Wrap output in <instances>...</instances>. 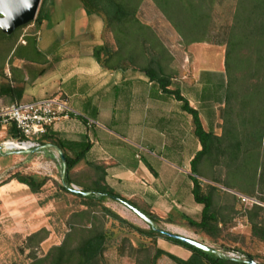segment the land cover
Listing matches in <instances>:
<instances>
[{
    "label": "rangeland",
    "instance_id": "1",
    "mask_svg": "<svg viewBox=\"0 0 264 264\" xmlns=\"http://www.w3.org/2000/svg\"><path fill=\"white\" fill-rule=\"evenodd\" d=\"M127 1L130 2L129 11L134 13L132 22L135 19L148 28L144 30L145 38L141 39L142 43L137 50L141 52V46H148L150 49L154 47V52L162 55L165 71L173 77L174 89L177 84L182 88L184 83L194 89L200 87L202 71L225 73V46L209 43L186 45L157 0ZM233 5L232 0H222L215 10V20L220 23L230 20ZM117 25V22L107 24L104 38L115 50L122 47V43L128 45L124 47V56L122 55L124 62L128 56L127 52L135 49L136 44L132 43L133 39L131 41L124 36ZM46 29L45 26L42 31ZM36 30L37 27L31 25L7 38L0 33V76L9 70V64L12 62L9 56L17 39H26ZM214 108V121L210 125L212 124L215 133L221 136L224 127L221 118L223 107L216 104ZM8 139V133L0 130V146ZM243 151L247 152L245 149ZM258 152V149L249 152L251 156L248 160L254 168L259 165ZM155 153L165 158L158 150ZM227 163L225 155L224 158L214 155L211 159H205L200 169L202 177H199V180L204 191L207 192L208 186L217 188L214 191V201L222 231L214 240L190 227L183 218V215L198 218V209L202 207L196 206L195 203L186 204L180 210L165 216H158L144 205L136 204L157 218L155 226L158 229L186 235L214 247L221 254L235 252L240 256L244 255V260H248L247 256L251 255L257 263L264 264V241L252 233L253 222L260 223L264 228V211H254L250 214L253 208L243 205L232 196L238 194L255 197L264 203V185L260 182L259 172L255 179L245 176L233 179L229 176ZM64 173L65 167L60 153L55 148L23 154L17 151L0 154V186L8 185L0 195V264H32L48 257L55 247L66 245L68 249L76 248L91 232H105L109 236L102 264H152L158 249L179 258L182 253L188 252L162 238H152L136 231L134 227L143 231H149L150 227L120 202L105 199L89 204L64 191ZM187 173L191 175V170ZM18 174L37 177L46 183L39 193H33L26 185L13 180ZM72 178L82 185H90L96 179V173L82 162L72 172ZM74 187L82 190L81 186L71 184V188ZM112 213L124 222L115 218ZM156 264L175 263L167 256H162Z\"/></svg>",
    "mask_w": 264,
    "mask_h": 264
},
{
    "label": "crops",
    "instance_id": "2",
    "mask_svg": "<svg viewBox=\"0 0 264 264\" xmlns=\"http://www.w3.org/2000/svg\"><path fill=\"white\" fill-rule=\"evenodd\" d=\"M93 16L98 15L89 16L81 1L52 0L42 26L13 46L0 92L2 85L17 92L0 95V105L53 96L67 100L82 117L57 123L53 133L72 145L89 144L87 160L105 168L106 183L117 194L158 216L169 215L195 203L187 171L201 145L193 135L192 116L141 71H108L98 64L94 51L104 43L105 21ZM205 72L223 73L201 75ZM182 86L171 89L181 91L199 111L205 130H211L215 108L201 101L203 84ZM87 120L96 124L89 128ZM188 254L180 258L187 260Z\"/></svg>",
    "mask_w": 264,
    "mask_h": 264
},
{
    "label": "trees",
    "instance_id": "3",
    "mask_svg": "<svg viewBox=\"0 0 264 264\" xmlns=\"http://www.w3.org/2000/svg\"><path fill=\"white\" fill-rule=\"evenodd\" d=\"M80 1L89 16H101L105 21V27L107 24L117 22L122 34L130 40L133 39L132 43L136 44L135 49L126 51L128 56L125 58L126 61L122 62L124 47L128 45L122 43V47L115 50L107 40H104L103 45L95 48L94 51L98 64L108 71L128 68L141 71L163 93L182 102L183 110L192 116L193 135L201 145V150L191 161L192 195L195 203L202 209L197 219L187 215H183V218L190 227L212 240L216 239L222 231L214 201V191L217 188L208 186L207 192L204 191L202 182L199 180V177H202L200 172L202 162L205 159H211L214 155L223 156V158L225 155L228 160L229 176L233 179L243 176L255 179L259 172L260 182L264 185V0H232L234 5L230 12V20L225 23L215 20V10L222 0H157L186 45L209 43L226 47L225 73L205 72L201 75V84H203L201 101L223 107L221 118L224 121V127L221 136H218L213 128L206 131L199 111L190 106L180 90L171 89L173 77L165 71L161 60L162 55L154 52V47L150 49L148 46H141L142 51L137 50L142 43L141 39L146 35L144 30L148 28L135 19L132 22L134 13L129 11L130 2L127 0ZM51 2L52 0L41 1L36 20L28 26L34 25L37 28L42 26L49 16ZM0 33L3 34L1 31ZM4 36L7 38L6 35ZM151 51L153 53H150ZM16 92L10 85H2L0 95L12 96ZM0 130L6 131L9 138L22 139L21 133L14 126L0 128ZM40 143L43 149L59 148L65 156L64 185L62 186L64 191L89 204L99 203L105 199L120 203L128 202L146 214L155 224L157 220L155 216L139 208L133 201L117 194L107 185L105 168L87 160L91 148L89 144L84 143L80 147L66 143L52 130L40 139ZM256 149L259 150L260 159L259 165L254 168L248 159L251 156L249 152H254ZM82 162L96 173V179L90 185H82L72 178V172ZM13 180L26 185L33 193H39L46 183L45 180L37 177L20 174L15 175ZM71 184L81 186V192L89 195L76 194L72 191ZM232 196L239 201L236 195ZM252 208L250 214L254 211H264V208L260 206ZM113 216L124 222L116 215L113 214ZM134 228L140 233L152 238H162L191 252L190 258L184 260L158 249L152 264H156L162 256H167L175 264H245L243 261L193 248L166 237L152 228L149 231ZM252 233L264 241V228L260 223L253 222ZM108 240L109 236L105 232H91L80 241L76 248L68 249L66 245L55 247L48 257L32 264H102ZM247 259L256 261L251 255H248Z\"/></svg>",
    "mask_w": 264,
    "mask_h": 264
},
{
    "label": "built area",
    "instance_id": "4",
    "mask_svg": "<svg viewBox=\"0 0 264 264\" xmlns=\"http://www.w3.org/2000/svg\"><path fill=\"white\" fill-rule=\"evenodd\" d=\"M82 115L71 107L67 100L60 96H53L33 102H16L11 105H0V128L6 129L14 126L21 133L22 139L10 138L2 143V152L9 151H35L42 148L40 139L53 130L57 123L71 118H80ZM96 123L87 120V126L91 128ZM25 147V149H19ZM77 189V188H76ZM239 201L249 207L260 206L264 203L255 197L235 194ZM217 254L219 251H216ZM219 256L246 261L245 256L238 253H219Z\"/></svg>",
    "mask_w": 264,
    "mask_h": 264
},
{
    "label": "water",
    "instance_id": "5",
    "mask_svg": "<svg viewBox=\"0 0 264 264\" xmlns=\"http://www.w3.org/2000/svg\"><path fill=\"white\" fill-rule=\"evenodd\" d=\"M42 0H0V31L6 36H12L17 30L24 28L36 20L37 13ZM60 153V158L63 165L66 164V158L59 148H55ZM42 148H38L35 151H41ZM2 148L0 146V152ZM34 151V152H35ZM27 151H18L17 153L23 154ZM33 152V151H32ZM72 191L79 195L88 196V193H83L81 190L72 188ZM122 204L136 214L143 222H145L150 228L161 233L162 235L180 241L183 244L191 246L193 248L202 250L207 253H217L214 247L208 246L197 240H194L186 235L171 233L162 229H158L153 221L142 211L134 207L128 202H122ZM245 264H258L254 260L243 261Z\"/></svg>",
    "mask_w": 264,
    "mask_h": 264
},
{
    "label": "bare ground",
    "instance_id": "6",
    "mask_svg": "<svg viewBox=\"0 0 264 264\" xmlns=\"http://www.w3.org/2000/svg\"><path fill=\"white\" fill-rule=\"evenodd\" d=\"M20 148H21V147H20ZM24 148H25V147H24ZM3 191H4V190H3V189H1V190H0V194H2V193H3Z\"/></svg>",
    "mask_w": 264,
    "mask_h": 264
}]
</instances>
